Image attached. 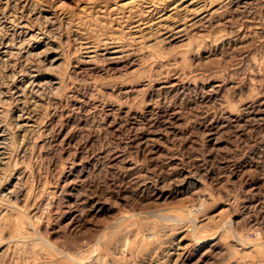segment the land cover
Here are the masks:
<instances>
[{"label": "rangeland", "instance_id": "374dc122", "mask_svg": "<svg viewBox=\"0 0 264 264\" xmlns=\"http://www.w3.org/2000/svg\"><path fill=\"white\" fill-rule=\"evenodd\" d=\"M0 264H264V0H0Z\"/></svg>", "mask_w": 264, "mask_h": 264}]
</instances>
